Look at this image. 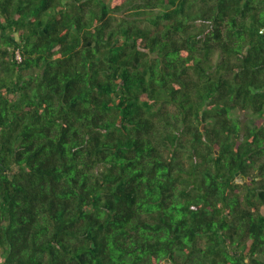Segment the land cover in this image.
Returning <instances> with one entry per match:
<instances>
[{"label": "trees", "instance_id": "1", "mask_svg": "<svg viewBox=\"0 0 264 264\" xmlns=\"http://www.w3.org/2000/svg\"><path fill=\"white\" fill-rule=\"evenodd\" d=\"M262 115L264 0H0V264H264Z\"/></svg>", "mask_w": 264, "mask_h": 264}, {"label": "rangeland", "instance_id": "2", "mask_svg": "<svg viewBox=\"0 0 264 264\" xmlns=\"http://www.w3.org/2000/svg\"><path fill=\"white\" fill-rule=\"evenodd\" d=\"M196 8L197 7H195L193 10H195ZM262 117L264 118V115H262ZM244 118H246L247 120H249L251 122H253V120H257V118L260 119V117H258V116H253L252 113H244ZM240 180H242L241 181L242 183L247 181V180H244V179H240Z\"/></svg>", "mask_w": 264, "mask_h": 264}, {"label": "built area", "instance_id": "3", "mask_svg": "<svg viewBox=\"0 0 264 264\" xmlns=\"http://www.w3.org/2000/svg\"><path fill=\"white\" fill-rule=\"evenodd\" d=\"M18 58L21 59L20 56H18Z\"/></svg>", "mask_w": 264, "mask_h": 264}]
</instances>
